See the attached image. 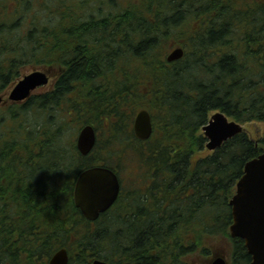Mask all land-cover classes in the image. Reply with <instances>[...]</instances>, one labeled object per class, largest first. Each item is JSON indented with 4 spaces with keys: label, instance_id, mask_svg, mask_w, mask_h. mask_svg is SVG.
<instances>
[{
    "label": "trees",
    "instance_id": "16d2710c",
    "mask_svg": "<svg viewBox=\"0 0 264 264\" xmlns=\"http://www.w3.org/2000/svg\"><path fill=\"white\" fill-rule=\"evenodd\" d=\"M173 46L184 56L169 62ZM28 65L54 87L0 105V264H252L232 237L230 199L264 151V0H0V94ZM150 111L153 133L133 123ZM220 109L250 123L210 151L202 127ZM85 123L98 131L83 155ZM123 189L91 221L75 182L94 165Z\"/></svg>",
    "mask_w": 264,
    "mask_h": 264
},
{
    "label": "water",
    "instance_id": "95a60500",
    "mask_svg": "<svg viewBox=\"0 0 264 264\" xmlns=\"http://www.w3.org/2000/svg\"><path fill=\"white\" fill-rule=\"evenodd\" d=\"M181 46L174 47L167 55L168 61H175L184 56ZM50 73L35 69L25 74L12 87L8 98L13 102L27 99L38 86L48 84ZM2 100V97H0ZM134 130L140 138L152 135L153 123L149 110L140 109L135 117ZM208 138L207 149L213 151L225 141L243 132L245 126L231 119L224 111L216 110L209 122L202 128ZM97 141V131L92 124H85L78 136L77 147L83 154L92 151ZM121 182L115 170L106 166H92L83 170L77 178L75 201L90 220H96L117 200ZM233 222L230 232L233 237L245 241L252 264H264V152L249 159L245 164L243 175L237 182L236 192L230 199ZM70 256L66 247L59 248L50 258L48 264H69ZM94 264H108L102 259H95ZM209 264H229L224 254L212 258Z\"/></svg>",
    "mask_w": 264,
    "mask_h": 264
},
{
    "label": "rangeland",
    "instance_id": "374dc122",
    "mask_svg": "<svg viewBox=\"0 0 264 264\" xmlns=\"http://www.w3.org/2000/svg\"><path fill=\"white\" fill-rule=\"evenodd\" d=\"M35 69H42V70L48 71L51 74V79H50V82L47 85L41 86V87H38L37 89H35L34 90V94L43 93V92L51 90L53 88L54 83L56 81V78H57V76L59 74L58 69L57 68L50 69V68H48V67H46L44 65H28L25 68H23L20 77L24 76L25 74H27V73L35 70ZM15 82L16 81H14L5 91H3L0 94V96H2L5 99L3 101H0V105L10 103L8 101V93H9L11 87L14 85ZM246 128L248 130H250L251 132H253V126L252 125H248ZM223 243L224 244H221L224 247L223 253L230 260L231 259V247H230V244L228 243V241H223Z\"/></svg>",
    "mask_w": 264,
    "mask_h": 264
},
{
    "label": "bare ground",
    "instance_id": "6f19581e",
    "mask_svg": "<svg viewBox=\"0 0 264 264\" xmlns=\"http://www.w3.org/2000/svg\"><path fill=\"white\" fill-rule=\"evenodd\" d=\"M210 117H211V115H210ZM209 120H210V118H209ZM209 120H208V122H209ZM207 122V123H208ZM152 123H153V120H152ZM206 125V124H205ZM203 128V127H202ZM153 129H154V126H153ZM135 131V130H134ZM136 133V132H135ZM137 136H138V134H136ZM139 137V136H138ZM140 138V137H139ZM97 139H98V132H97ZM142 139V138H141ZM97 142V141H96ZM76 145H77V143H76ZM96 145V144H95ZM95 147V146H94ZM78 148V147H77ZM78 150H79V148H78ZM93 150V149H92ZM80 151V150H79ZM264 152V151H263ZM80 153L81 154H83L81 151H80ZM262 153V152H261ZM260 153V154H261ZM89 154V153H88ZM88 154H83V155H88ZM95 166V165H94ZM90 168V167H89ZM87 169V168H86ZM230 234H231V232H230ZM232 236V235H231ZM233 237V236H232ZM241 238V237H240ZM243 239V238H242ZM244 240V239H243ZM247 248V247H246Z\"/></svg>",
    "mask_w": 264,
    "mask_h": 264
},
{
    "label": "flooded vegetation",
    "instance_id": "af4514ba",
    "mask_svg": "<svg viewBox=\"0 0 264 264\" xmlns=\"http://www.w3.org/2000/svg\"><path fill=\"white\" fill-rule=\"evenodd\" d=\"M120 180H121V179H120ZM123 185H124V184H123V181L121 180V190L123 189ZM108 210H109V209H108ZM108 210H107V211H108ZM105 212H106V211H105ZM105 212H103V213H105ZM103 213L100 214L99 218L101 217V215H102ZM99 218H98V219H99ZM98 219H97V220H98Z\"/></svg>",
    "mask_w": 264,
    "mask_h": 264
}]
</instances>
